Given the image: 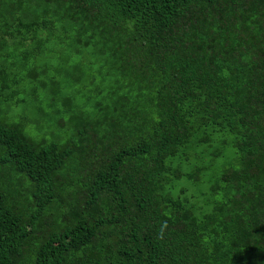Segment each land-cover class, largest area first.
Masks as SVG:
<instances>
[{
  "label": "trees",
  "instance_id": "obj_1",
  "mask_svg": "<svg viewBox=\"0 0 264 264\" xmlns=\"http://www.w3.org/2000/svg\"><path fill=\"white\" fill-rule=\"evenodd\" d=\"M0 264H264V0H0Z\"/></svg>",
  "mask_w": 264,
  "mask_h": 264
}]
</instances>
